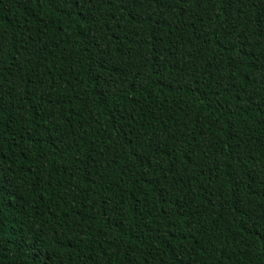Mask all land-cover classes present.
<instances>
[{"label": "trees", "instance_id": "16d2710c", "mask_svg": "<svg viewBox=\"0 0 264 264\" xmlns=\"http://www.w3.org/2000/svg\"><path fill=\"white\" fill-rule=\"evenodd\" d=\"M0 264H264V0H0Z\"/></svg>", "mask_w": 264, "mask_h": 264}]
</instances>
